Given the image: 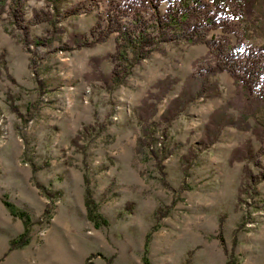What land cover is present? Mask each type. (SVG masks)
Masks as SVG:
<instances>
[{"label": "rangeland", "instance_id": "374dc122", "mask_svg": "<svg viewBox=\"0 0 264 264\" xmlns=\"http://www.w3.org/2000/svg\"><path fill=\"white\" fill-rule=\"evenodd\" d=\"M228 1L229 25L179 30L119 84L116 31L74 43L105 0L0 15V264H264L262 78L208 70L212 40L240 74L264 58V0Z\"/></svg>", "mask_w": 264, "mask_h": 264}, {"label": "trees", "instance_id": "16d2710c", "mask_svg": "<svg viewBox=\"0 0 264 264\" xmlns=\"http://www.w3.org/2000/svg\"><path fill=\"white\" fill-rule=\"evenodd\" d=\"M44 1L49 9H55V7L63 4V0ZM26 2L27 0H11L9 3L8 0H0V15L8 11L14 21L21 25L25 20ZM164 2L167 3L165 9L163 8ZM211 5L212 7H210ZM7 6L9 10H7ZM240 8L242 9L241 6H239ZM80 9L81 6L77 5L72 6L69 11L78 13ZM235 10L236 6L232 11ZM48 11L47 9L45 13ZM47 14L51 17V13ZM230 16V2L228 0H210V2L204 0H105V9L90 30V34L95 39L91 40L87 33L75 34L74 43L78 46H91L116 31V48L109 54L114 61L109 77L119 84L124 80L133 64L147 57L164 41L174 37L179 30L185 32L184 35L188 40L199 41L203 38L199 33L200 29L206 31L218 25H229V22L231 23ZM187 30L189 32H186ZM210 43L227 53L225 61L215 63V65L208 68L211 73L229 69L238 80L242 79L245 83L249 82L254 76L256 80H252V82L254 81L256 87L258 85L257 79L260 81L259 78H262L260 85L264 90V58L261 55L262 51L249 49L243 52L247 66L244 69L242 65L240 67L246 74H240L233 65L234 63L237 64L236 60L240 58L238 56L239 49H235V46H227L225 41L224 44L222 42L218 43L216 40H212ZM69 47H72V45ZM262 98L264 99V91L262 92ZM86 201L90 217L94 220L98 216L101 217L92 204L94 200L88 197ZM24 216L29 218L28 215ZM101 219L105 223L107 222L104 217H101ZM96 222L100 223L97 220ZM25 242V232H23L17 239L12 240V246L13 244H25Z\"/></svg>", "mask_w": 264, "mask_h": 264}]
</instances>
